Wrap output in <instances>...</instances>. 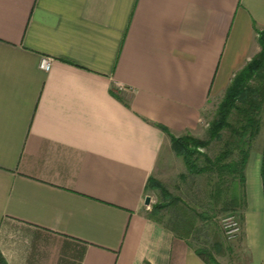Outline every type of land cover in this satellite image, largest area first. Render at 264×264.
<instances>
[{"label": "crops", "instance_id": "1", "mask_svg": "<svg viewBox=\"0 0 264 264\" xmlns=\"http://www.w3.org/2000/svg\"><path fill=\"white\" fill-rule=\"evenodd\" d=\"M263 28L264 0H0L7 262L207 264L148 214L149 179L186 167L160 125L199 137ZM253 156L240 252L264 264V153Z\"/></svg>", "mask_w": 264, "mask_h": 264}, {"label": "trees", "instance_id": "2", "mask_svg": "<svg viewBox=\"0 0 264 264\" xmlns=\"http://www.w3.org/2000/svg\"><path fill=\"white\" fill-rule=\"evenodd\" d=\"M258 40L261 46L260 51L232 78L218 106L216 116L209 123L205 138L197 137L191 133L177 136L167 127L160 125L170 135L173 150L177 156L183 158L189 174L217 178L211 196L213 207L222 205V212L234 213L246 207L245 168L252 148V138L260 129L261 115L264 111V28L258 31ZM225 132L229 133L226 149L214 157L202 151L204 148H209L214 141L222 140ZM231 143L234 146L237 143H239L238 146L241 145L238 159L230 158L232 155ZM244 145L248 147L245 148ZM185 174H182L181 177L184 178ZM154 188H159L166 200L167 198H171V200L154 205L153 213L160 212L170 204L179 207L181 213L167 226L175 234L186 239L207 264H222L214 254L205 248L195 247L190 241V236L196 227V216L187 212L185 201L178 196L174 197L159 179L151 177L149 189ZM201 216L205 219H212L215 215L210 216L204 212ZM151 217L155 218L154 215ZM157 220L161 221V219ZM173 223L183 228V232L179 231ZM222 230L224 231V228ZM0 264H9L1 250Z\"/></svg>", "mask_w": 264, "mask_h": 264}, {"label": "rangeland", "instance_id": "3", "mask_svg": "<svg viewBox=\"0 0 264 264\" xmlns=\"http://www.w3.org/2000/svg\"><path fill=\"white\" fill-rule=\"evenodd\" d=\"M224 96V95H223ZM212 99L208 108L205 111V115L201 124L199 137L205 138L209 128V123L216 116L218 106L223 98ZM260 129L258 133L252 138V148L250 154L255 155V152L264 153V111L261 115ZM192 134V133H191ZM195 135V134H192ZM229 137V133L225 132V136L222 140H216L209 148H204L202 151L207 152L211 156L219 154L222 150L227 148L226 140ZM235 146L231 143L232 155L230 158L238 159L240 157L241 145ZM244 147H248L244 145ZM254 157V156H253ZM182 159V157H181ZM254 159V158H253ZM180 161V159H179ZM183 163V162H182ZM253 163V162H252ZM186 173L185 177H181ZM263 177H264V161H263ZM161 181L165 187L170 191L174 197H180L185 201L187 212L196 216V227L190 236V241L195 247L205 248L207 251L215 255V257L222 264H245L244 257L246 252H240L242 247H245L244 236V224L248 227H252L253 214L256 212L253 205L248 203V192L246 183V207L243 210L237 212H222V205L214 206L211 191L214 187V182H217L215 176L209 178L208 175H193L187 172V168L180 162L168 161L165 169L162 172L161 178H157ZM247 179V177H246ZM149 196L151 198L148 214L157 219H161L162 222L168 224L177 215L181 213L180 208L174 204L165 206L160 212L153 213L154 205L162 202H169L171 198H165L159 188L151 189ZM182 205V203H180ZM188 205V206H187ZM246 210V211H245ZM208 213V215H215L212 219H205L201 216L202 213ZM236 215V221L238 222L239 230L236 233H229L222 230V219ZM171 223V222H170ZM173 225H176L173 223ZM228 229H235L234 225L227 226ZM179 231L183 232V228L176 225ZM235 232V230L230 231ZM230 235V236H229ZM244 240V241H243ZM246 251V250H245Z\"/></svg>", "mask_w": 264, "mask_h": 264}, {"label": "built area", "instance_id": "4", "mask_svg": "<svg viewBox=\"0 0 264 264\" xmlns=\"http://www.w3.org/2000/svg\"><path fill=\"white\" fill-rule=\"evenodd\" d=\"M52 65H53V59H51L49 57L42 58L41 63H40V67L42 69H45L48 71L51 69ZM235 219H236V215L227 216V217L222 219V221H223L222 226L224 228V232H226L227 234L236 233V231L238 232L239 226H238V222ZM229 225H234L235 229H232V230L228 229L227 226H229ZM233 230H235V232H230Z\"/></svg>", "mask_w": 264, "mask_h": 264}, {"label": "water", "instance_id": "5", "mask_svg": "<svg viewBox=\"0 0 264 264\" xmlns=\"http://www.w3.org/2000/svg\"><path fill=\"white\" fill-rule=\"evenodd\" d=\"M150 201H151V198H150V196L148 195L147 197H146V204L148 205V204H150Z\"/></svg>", "mask_w": 264, "mask_h": 264}]
</instances>
